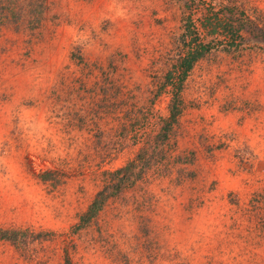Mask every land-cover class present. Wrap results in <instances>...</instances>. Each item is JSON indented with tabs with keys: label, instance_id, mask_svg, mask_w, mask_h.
<instances>
[{
	"label": "rangeland",
	"instance_id": "374dc122",
	"mask_svg": "<svg viewBox=\"0 0 264 264\" xmlns=\"http://www.w3.org/2000/svg\"><path fill=\"white\" fill-rule=\"evenodd\" d=\"M0 228V264H264V0H0Z\"/></svg>",
	"mask_w": 264,
	"mask_h": 264
},
{
	"label": "trees",
	"instance_id": "16d2710c",
	"mask_svg": "<svg viewBox=\"0 0 264 264\" xmlns=\"http://www.w3.org/2000/svg\"><path fill=\"white\" fill-rule=\"evenodd\" d=\"M207 49V46L199 45L195 49L190 50L185 57L181 59L180 67V78L179 81L182 82L184 79L186 72L191 68L193 62L197 60ZM171 118L174 120L176 116V112L173 110L170 114ZM138 161H142L143 156L141 154H137ZM136 160L126 163L124 166H121L114 171L110 172V180L109 186L97 192L94 196L90 204L88 205L87 209L81 213L79 216V223L78 226H83L87 222L94 217L97 212L102 208L103 203L107 197L116 192L120 191L121 189L125 188L127 185L133 183L135 179H137L141 175V170H135L134 165ZM108 185V184H107ZM110 187V190H109ZM26 229H10V228H0V238L6 240H16L20 239L25 236ZM66 264H71L68 257H66Z\"/></svg>",
	"mask_w": 264,
	"mask_h": 264
}]
</instances>
